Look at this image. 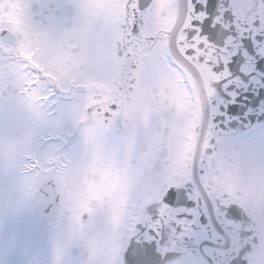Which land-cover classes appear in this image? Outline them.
I'll list each match as a JSON object with an SVG mask.
<instances>
[{"label":"snow or ice","instance_id":"obj_1","mask_svg":"<svg viewBox=\"0 0 264 264\" xmlns=\"http://www.w3.org/2000/svg\"><path fill=\"white\" fill-rule=\"evenodd\" d=\"M242 102L264 104V0H0V206L48 222L52 264H186L160 243L177 203L264 224Z\"/></svg>","mask_w":264,"mask_h":264},{"label":"flooded vegetation","instance_id":"obj_2","mask_svg":"<svg viewBox=\"0 0 264 264\" xmlns=\"http://www.w3.org/2000/svg\"><path fill=\"white\" fill-rule=\"evenodd\" d=\"M39 2L47 4L53 0ZM238 107L245 111L237 112L230 119L243 121L245 127L249 122L255 123L264 113V104L253 108L242 102ZM239 128L237 124L236 129ZM260 160V150H251L249 166L258 165ZM194 201L193 197L174 206V211L182 213L175 236L165 231L162 239L158 238L162 246L169 247L167 255L170 258L183 257L186 264H259L258 257L264 254V224L258 216L235 204L221 211L211 201L200 204ZM14 239L21 248L15 256L17 264L31 261L52 264V233L48 222L39 218V213L33 209L14 211L10 206H0V249H9ZM173 247L177 250L172 251ZM8 259V255L0 256L5 262ZM63 259L64 264H80L82 254L73 248Z\"/></svg>","mask_w":264,"mask_h":264}]
</instances>
